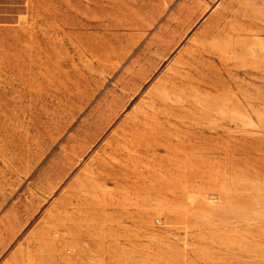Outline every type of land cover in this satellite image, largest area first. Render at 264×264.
Segmentation results:
<instances>
[{
  "label": "rangeland",
  "instance_id": "obj_1",
  "mask_svg": "<svg viewBox=\"0 0 264 264\" xmlns=\"http://www.w3.org/2000/svg\"><path fill=\"white\" fill-rule=\"evenodd\" d=\"M0 264H264V0H0Z\"/></svg>",
  "mask_w": 264,
  "mask_h": 264
}]
</instances>
